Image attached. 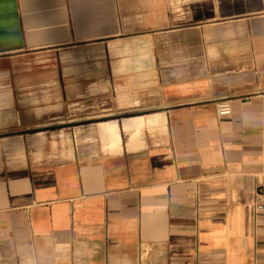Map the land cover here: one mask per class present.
Wrapping results in <instances>:
<instances>
[{"label":"crops","instance_id":"obj_1","mask_svg":"<svg viewBox=\"0 0 264 264\" xmlns=\"http://www.w3.org/2000/svg\"><path fill=\"white\" fill-rule=\"evenodd\" d=\"M263 181L264 0H0V264H264Z\"/></svg>","mask_w":264,"mask_h":264},{"label":"built area","instance_id":"obj_2","mask_svg":"<svg viewBox=\"0 0 264 264\" xmlns=\"http://www.w3.org/2000/svg\"><path fill=\"white\" fill-rule=\"evenodd\" d=\"M216 112L220 117L229 116L232 113V107L228 99H220L216 103ZM257 211L264 212V181L257 189V201L255 203Z\"/></svg>","mask_w":264,"mask_h":264}]
</instances>
